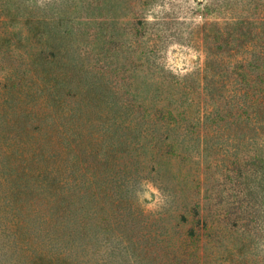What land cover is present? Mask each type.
<instances>
[{
  "label": "rangeland",
  "instance_id": "obj_1",
  "mask_svg": "<svg viewBox=\"0 0 264 264\" xmlns=\"http://www.w3.org/2000/svg\"><path fill=\"white\" fill-rule=\"evenodd\" d=\"M90 4L0 0V264H264V161H244L261 137L220 127L197 81L177 157L153 161L162 131L139 124L188 104L197 28L264 0Z\"/></svg>",
  "mask_w": 264,
  "mask_h": 264
},
{
  "label": "trees",
  "instance_id": "obj_2",
  "mask_svg": "<svg viewBox=\"0 0 264 264\" xmlns=\"http://www.w3.org/2000/svg\"><path fill=\"white\" fill-rule=\"evenodd\" d=\"M108 1L90 0V6L102 3L107 8ZM197 31L205 51L203 69L197 73V80L184 76L176 84L184 92V100L188 104L183 105L181 102V110L178 105H154L147 118L140 117L139 124L146 121L155 133L162 131L149 134L146 140L152 152L157 150L153 161H160L166 155L168 159H172L171 155L177 157L179 146H185L196 135L197 121L187 115L185 109L194 105L193 98L188 94L196 91V81L203 100L223 101L224 109L222 115H219L220 127L225 126L228 133L233 130L243 133L246 130L247 133L261 137L258 148L247 155L244 161H264L260 157L264 152V19L249 21L245 17H231L221 22H205ZM172 100L178 102L179 99L172 97ZM210 115L204 114L206 119ZM158 126V129L154 128ZM120 145L127 146L128 143L121 140ZM196 237L194 229H190L182 241L185 243Z\"/></svg>",
  "mask_w": 264,
  "mask_h": 264
}]
</instances>
